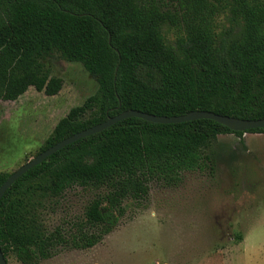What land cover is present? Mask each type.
<instances>
[{
    "label": "trees",
    "instance_id": "obj_1",
    "mask_svg": "<svg viewBox=\"0 0 264 264\" xmlns=\"http://www.w3.org/2000/svg\"><path fill=\"white\" fill-rule=\"evenodd\" d=\"M220 15L227 26L218 25ZM52 58L80 63L97 90L57 121L37 153L127 109L264 118V0H0V100L29 87L57 94L62 79L46 66ZM263 132L211 119L128 117L69 143L1 197L2 254L7 264L10 254L38 264L61 246L92 247L118 225L124 200L145 197L150 181L175 185L184 171L202 169L218 135L244 145V133ZM8 175L0 171V185ZM73 186L103 192L68 233L47 230L40 209Z\"/></svg>",
    "mask_w": 264,
    "mask_h": 264
},
{
    "label": "rangeland",
    "instance_id": "obj_2",
    "mask_svg": "<svg viewBox=\"0 0 264 264\" xmlns=\"http://www.w3.org/2000/svg\"><path fill=\"white\" fill-rule=\"evenodd\" d=\"M217 22L228 25L223 15ZM46 66L62 79L57 94L29 87L14 101L0 100V171L36 155L57 121L97 90L78 62L52 58ZM242 138L244 145L234 134L218 135L202 169L184 171L175 185L150 181L145 197L124 200V215L99 243L58 247L38 264H264V132ZM102 192L73 186L47 200L45 228L68 233ZM8 264L21 263L10 254Z\"/></svg>",
    "mask_w": 264,
    "mask_h": 264
},
{
    "label": "water",
    "instance_id": "obj_3",
    "mask_svg": "<svg viewBox=\"0 0 264 264\" xmlns=\"http://www.w3.org/2000/svg\"><path fill=\"white\" fill-rule=\"evenodd\" d=\"M128 117H137L144 119L148 122L152 123H179L185 122L195 119H211L214 120L233 131H247L249 129L255 128H264V118L261 119H243L239 117H233L228 115H221L214 113L212 111H205V110H193L189 111L183 115L177 116H164V115H154L147 112L139 111L136 109H127L121 111L120 113L107 117L104 121L95 124L91 127L78 131L60 141L53 144L52 146L44 149L43 151L34 155L31 159L26 161L25 163L21 164L18 168H16L13 172L9 173L6 180L0 185V199L6 192V190L26 171L30 168L40 164L44 161L48 156L56 152L57 150L63 148L64 146L72 143L80 138L85 136L97 133L102 131L111 125L115 124L118 121H121ZM0 264H7L5 257L2 254L0 248Z\"/></svg>",
    "mask_w": 264,
    "mask_h": 264
}]
</instances>
